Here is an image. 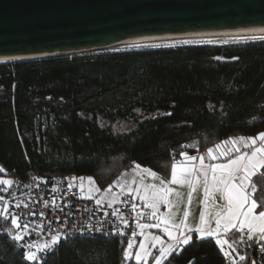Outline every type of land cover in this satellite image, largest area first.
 Wrapping results in <instances>:
<instances>
[{
	"label": "trees",
	"instance_id": "16d2710c",
	"mask_svg": "<svg viewBox=\"0 0 264 264\" xmlns=\"http://www.w3.org/2000/svg\"><path fill=\"white\" fill-rule=\"evenodd\" d=\"M158 45L175 46L0 65V168L48 180L91 176L103 191L133 161L170 178L173 147L197 141L202 153L229 137L264 131V38ZM252 183L257 194L264 190V169ZM12 227L0 220V264H35L8 235ZM235 239V260L207 238L173 253L171 264H251L259 245ZM132 241L136 250L140 236L70 237L46 264H136L124 260Z\"/></svg>",
	"mask_w": 264,
	"mask_h": 264
},
{
	"label": "snow or ice",
	"instance_id": "6c2138e0",
	"mask_svg": "<svg viewBox=\"0 0 264 264\" xmlns=\"http://www.w3.org/2000/svg\"><path fill=\"white\" fill-rule=\"evenodd\" d=\"M183 43L187 44L190 41L185 40ZM135 46L174 47L175 45L137 44ZM232 59L236 60L239 57ZM166 115L170 116L172 113L168 112ZM198 143L194 141L181 147L198 150ZM179 156L181 159H176L175 156L172 158L170 178L162 177L151 167L142 166L133 161L134 166L131 169L135 174L133 178L123 182L117 181L116 186L120 188L126 199L120 200L113 196L108 200L109 206L120 203L130 213H135V225L140 230V235L145 236L147 229H160L168 238L165 240L160 235L147 233L151 236V247H147L142 242L139 244L138 251L133 254L130 251L133 249V244L129 242L124 251V260L134 259L136 264H141L142 261L147 264L148 258L151 257L154 264H164L165 261L171 264L170 258L173 253L178 256L185 247L207 238H214L223 255L231 258L232 254L225 249V245L232 248L237 242L235 239L237 234H239L240 242L247 243V241L255 240L259 245V251L264 252V243H261L264 242V190L257 194V187L251 181V177L256 175L258 170L264 169V131L255 136L229 137L208 147L202 155H190L187 151H181ZM4 171L0 168V172ZM85 179L88 181L87 188L84 185ZM40 180L45 185L49 183L47 178H40ZM77 180H79L78 185L75 183ZM52 183L51 191L62 192L66 196L75 187L80 194V199L94 200L96 205H101L107 194L112 191V186L109 185L104 190L105 195L97 199L95 193L101 192V188L96 185L95 178L91 176L64 177ZM13 184L12 179L0 178V193L11 195L10 189ZM61 184L66 185V188L57 187ZM36 187L39 188V184ZM218 195L223 199V204L215 202ZM41 200L44 207L50 206L47 199L41 197ZM194 200L203 205L198 223L190 222L191 212L182 207L186 204L191 208ZM20 206L19 203L15 205L16 208ZM64 206L67 207L68 204L65 203ZM161 206H164L166 211H161ZM210 206L215 210L210 211ZM10 207L11 202L6 200L4 194H0V220L10 222L13 227L8 231V235L14 241L20 242L25 239V235L32 234L29 228L36 221L23 220L21 215L10 212ZM24 207L29 206L25 204ZM56 208V199L53 197L52 215L46 217L43 211L39 212L40 217L47 219L46 228L43 221L38 225L42 232L46 230L48 233L45 243L39 246L31 243L20 245L26 249L24 254L26 261L46 264L48 254L56 251L61 241L66 242L69 239L71 233L65 229L68 228V217L71 213H66L61 223V218L54 215ZM257 209H259L258 212ZM60 211H63V208H60ZM28 215L34 217L37 213L29 209ZM104 215L109 214L104 213ZM111 215L116 216L125 227L128 226L126 214L120 208H114ZM142 220H151L154 223L141 222ZM54 223L58 227H53ZM84 228L89 232L96 230L103 234L102 224L99 229L91 223L83 228L73 226L72 231H83ZM114 234L123 235L124 231L117 227ZM131 235L135 237L137 233L132 231ZM153 249L157 254L153 255ZM239 259L245 261L247 256L239 255ZM190 264L195 262L190 261ZM251 264H256V261L252 260Z\"/></svg>",
	"mask_w": 264,
	"mask_h": 264
},
{
	"label": "water",
	"instance_id": "95a60500",
	"mask_svg": "<svg viewBox=\"0 0 264 264\" xmlns=\"http://www.w3.org/2000/svg\"><path fill=\"white\" fill-rule=\"evenodd\" d=\"M260 28L264 0H0V65Z\"/></svg>",
	"mask_w": 264,
	"mask_h": 264
},
{
	"label": "built area",
	"instance_id": "2783aa9c",
	"mask_svg": "<svg viewBox=\"0 0 264 264\" xmlns=\"http://www.w3.org/2000/svg\"><path fill=\"white\" fill-rule=\"evenodd\" d=\"M186 144L187 143L179 144L172 148V150L170 151L171 163L173 156H175L176 159H181V157L179 156V153L181 151H187V152L191 151V148L183 149L181 147L182 145H186ZM2 173L5 175L6 179H12L14 181V184L10 189L11 195H9L8 193L6 195V200L11 202L10 212L16 215H21L23 220L36 221L35 224L30 225L29 231H31L32 233L31 235H25V239L23 241L20 242L15 241L17 249L23 254L26 252V249L21 247L20 245L25 243H31L36 246H39L45 243L48 237V233L46 230L42 232L41 228L38 225L40 224L41 221H43L46 228L47 219L45 217H40L39 212L43 211L46 214V217H50L52 215L51 201L53 197H55L57 204V208L54 215L59 216L61 218V223L65 218V214L71 213V216L68 217V228L65 229V231H69L71 233L70 237L82 236V235H88V236L107 235V236H116V237L130 236L131 238H136L140 236V230L137 229L135 225V219H136L135 213H130L128 209L124 208L123 204L113 203L111 206H109L108 204L109 199L105 198L104 202L101 205H96L94 200L80 199L79 198L80 194L78 193V190L75 187L72 189L71 192H68L66 196L62 192L51 191L53 187L52 182L56 180H61L62 178H64L62 176H58L56 178H53L52 180H48L49 183L45 185L40 180L41 177L34 171H30L24 177L15 176L14 173H12L11 171L8 172L7 170H5ZM75 183L78 185L79 180H77ZM86 183L87 181L85 179L84 185H86ZM37 184H39V188L36 187ZM111 186H112V191L109 192L111 193V195L118 197L120 200L126 199L123 193H121L119 187H117L116 185H111ZM57 187L66 188V185L61 184V185H57ZM104 194L105 193L103 190L96 195V198L99 199L101 198V196H104ZM41 197L49 201V205H50L49 207H44ZM17 203L21 205L20 208L15 207ZM65 203L68 204L67 207L64 206ZM137 203H139V201H137ZM25 204H27L29 207L25 208L24 207ZM60 208H63V211H60ZM114 208H120L123 212H125L126 214L125 218H127L129 221L127 227H125L116 216L111 215V212ZM29 209L36 211L37 215L34 217L29 216L28 215ZM104 213H108L109 215L105 216ZM141 222L154 223V221L151 220H142ZM88 223L94 225L96 229L101 228V224H102L103 234L100 231H96V230L89 232L87 231L86 228H84L83 231H72L73 226L77 228H83ZM53 227H58V225L54 223ZM117 227L123 229L124 231L123 235L114 234ZM132 231H135L137 233L135 237L131 235ZM63 242L65 241H61L60 245ZM60 245L58 246V248L60 247ZM33 250H35V248ZM257 256L258 257L252 255L251 261L252 260H255L256 262L258 260L262 261L264 259V252L258 250ZM227 264H233V263L232 261H229Z\"/></svg>",
	"mask_w": 264,
	"mask_h": 264
},
{
	"label": "rangeland",
	"instance_id": "374dc122",
	"mask_svg": "<svg viewBox=\"0 0 264 264\" xmlns=\"http://www.w3.org/2000/svg\"><path fill=\"white\" fill-rule=\"evenodd\" d=\"M228 40H232V39H228ZM189 153H190V152H189ZM258 171H259V170H258ZM122 175H123V176H122ZM122 175H121L122 178H121V176L118 177L113 185H116V184H117V181H121V182H123V181H125V180H131L135 174L132 173V171H130V172L123 173ZM254 177H255V175L251 177V181L253 180ZM120 179H121V180H120ZM86 181H87V179H86ZM96 185H97V184H96ZM87 187H88V181H87V183H86V185H85V188H87ZM97 194H99V193H95V196H96ZM104 195H105V194H104ZM112 196H113V195H109V193H108L107 196H106L105 198H107V199L110 200V199L112 198ZM215 202L218 203V204H223V203H224L223 199H222L219 195L217 196ZM161 207H164V206H161ZM182 207L185 208V209H187V210H189V211L191 212V215H190V222H195V223H198V222H199V214L203 211V205H202V204H199V203H197V202L194 200L193 206H191V208H189L186 204L183 205ZM214 210H215V209H212L211 206H210V211H214ZM164 211H166V208H165V207H164ZM257 212H258V209H257ZM155 230H157V229H152V230L147 229L146 232H147V233H151V234H153V235H160V236H162L165 240L168 239L167 236H166L162 231L160 232V231H155ZM147 233H146L145 236H142V239H141V242H140V243L143 242V243L146 244L147 247L150 248V247H151V236H148ZM245 237H246V236H245ZM131 243L134 244L133 241H132ZM140 243H139V244H140ZM139 244L136 246V250H133V249L130 250V251L133 252V254H134L136 251H138V249H139ZM225 249H226L227 251L231 252V254H232V255H231V258H233V252H235V250H233V249H235V248H234V245H233L232 248H228V246L225 245ZM155 254H157V253H156V250L153 249V255H155ZM233 260H235V259L233 258ZM126 261H129V260H126ZM142 262H143V261H142ZM142 262H141V263H142ZM147 264H154V262H153V260H152L151 257L148 258V260H147Z\"/></svg>",
	"mask_w": 264,
	"mask_h": 264
},
{
	"label": "bare ground",
	"instance_id": "6f19581e",
	"mask_svg": "<svg viewBox=\"0 0 264 264\" xmlns=\"http://www.w3.org/2000/svg\"><path fill=\"white\" fill-rule=\"evenodd\" d=\"M192 37L191 39L193 40H222L226 41L228 39L232 40H237V39H251V38H264V28L260 29H249V30H237L233 32H225V33H202L196 36H190ZM157 39V38H155ZM155 39L152 40H144V41H154ZM143 41V42H144ZM8 61V60H4ZM0 61V62H4Z\"/></svg>",
	"mask_w": 264,
	"mask_h": 264
},
{
	"label": "crops",
	"instance_id": "0c3cea01",
	"mask_svg": "<svg viewBox=\"0 0 264 264\" xmlns=\"http://www.w3.org/2000/svg\"><path fill=\"white\" fill-rule=\"evenodd\" d=\"M190 155L191 154H196V155H202V154H205V152H202V153H200L197 149H192L191 151H190V153H189ZM207 162V161H206ZM123 176V175H122ZM122 176H121V178H122ZM121 180V179H120ZM161 211H164V207H161ZM155 231H160L161 232V230L160 229H157V230H155ZM147 233V232H146ZM141 239H142V235H140V241H139V243L141 242ZM138 243V244H139Z\"/></svg>",
	"mask_w": 264,
	"mask_h": 264
}]
</instances>
